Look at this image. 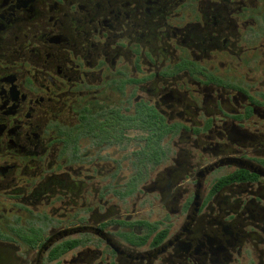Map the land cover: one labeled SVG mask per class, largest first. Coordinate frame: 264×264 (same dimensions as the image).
Wrapping results in <instances>:
<instances>
[{
    "label": "flooded vegetation",
    "instance_id": "flooded-vegetation-1",
    "mask_svg": "<svg viewBox=\"0 0 264 264\" xmlns=\"http://www.w3.org/2000/svg\"><path fill=\"white\" fill-rule=\"evenodd\" d=\"M0 264H264V0H0Z\"/></svg>",
    "mask_w": 264,
    "mask_h": 264
}]
</instances>
